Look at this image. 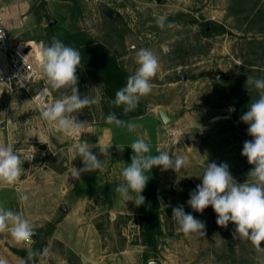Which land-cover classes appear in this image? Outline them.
Segmentation results:
<instances>
[{"label": "rangeland", "instance_id": "1", "mask_svg": "<svg viewBox=\"0 0 264 264\" xmlns=\"http://www.w3.org/2000/svg\"><path fill=\"white\" fill-rule=\"evenodd\" d=\"M1 6L12 39L31 43L36 52L42 42L50 44L56 37L81 54L70 38L79 35L113 55L132 75L138 67L136 51L152 50L160 71L151 94L132 113L157 116L162 130L159 137L155 122L142 124L150 132L139 129L138 137L150 144L153 155L175 152L186 161L179 182L172 170H151L162 204V235L153 252L142 245L139 225L149 203L137 207L115 192L124 182L122 170L131 163L132 149L126 141L101 148L91 138V127L106 124L105 117L113 112L108 85L81 62L79 94L101 97L99 104L78 113L80 121L89 122L81 140L58 133L41 118L64 91L51 89L41 72L27 88L11 91L0 85V144L13 146L25 170L15 185L0 184V206L35 226L32 239L35 243L38 234L43 245L38 264H148L150 259L155 264H264V252L234 238V224L218 226L211 207L201 214L187 203L190 192L202 184L206 163H226L238 183L248 180L252 165L241 153L252 137L240 117L259 98L253 85L246 86L247 77L264 78V0H2ZM161 15L173 27L159 28ZM46 88L44 100L40 92ZM161 109L174 120L172 125L164 124ZM143 116L127 120L140 124ZM171 131L176 136L170 137ZM80 142L94 145L92 151L105 165L77 180L71 169L83 167ZM101 149H109L110 159L100 155ZM22 194L28 195L27 202L20 201ZM177 206L205 223L204 237L179 230L172 219ZM34 243L20 245L9 232L0 233V259L21 264L23 258L12 249L29 251Z\"/></svg>", "mask_w": 264, "mask_h": 264}, {"label": "clouds", "instance_id": "2", "mask_svg": "<svg viewBox=\"0 0 264 264\" xmlns=\"http://www.w3.org/2000/svg\"><path fill=\"white\" fill-rule=\"evenodd\" d=\"M156 23L162 30L173 27L163 15L158 17ZM4 37L5 33L0 31V40ZM26 58L27 56L24 57ZM37 60L40 72L50 88L64 90L61 98L45 107L41 118L58 133L79 136L81 140L89 122L80 121L78 113L86 107L99 104L101 97L79 94L77 69L82 61L80 52L53 37L50 44L42 42L39 45ZM135 60L138 65L135 73L128 76L126 85L117 90L113 101L115 106L122 107L124 114L135 111L141 99L151 94L152 81L160 71L159 58L150 49L137 50ZM247 85H253L259 92V98L251 102L247 111L240 117L241 121L248 125L247 134L252 137L244 142L241 153L249 165H252L248 180L238 183L226 163H206L201 177L202 184L190 192L187 203L193 211L201 214L211 207L217 216L218 226L227 228L229 223L234 224V238L246 239L257 251L264 252V247H261L264 243V78L247 77ZM47 91V88L43 89L40 96L43 97ZM105 123L123 128L129 133L136 132L139 127L132 120L119 119L114 112L105 117ZM93 147L94 145L87 142H80L77 148L83 163L82 168L71 169L77 180L82 174L104 170L105 161L98 158L92 151ZM128 147L133 152L131 163L125 165L122 170L124 182L115 188V192L124 201H131L137 207L145 203L142 193L150 179L148 173H151L153 168L174 171L178 176L177 182L184 177L182 169L186 166V161L183 156H178L175 152L170 155L169 151L153 155L150 144L142 137H137ZM100 155L110 159L109 149H101ZM202 158L207 161L206 155ZM23 164L24 161L11 144H0V184L15 185L25 171ZM19 199L21 202H27L29 197L22 194ZM172 219L185 235H206L205 223L191 213H186L183 206L172 209ZM4 232H9L12 239L20 245L33 244L32 237L36 234L35 226L22 214L0 206V233ZM42 255L41 251L30 249L21 264H35L36 258ZM0 264L7 262L0 259ZM148 264H155V261L150 259Z\"/></svg>", "mask_w": 264, "mask_h": 264}, {"label": "trees", "instance_id": "3", "mask_svg": "<svg viewBox=\"0 0 264 264\" xmlns=\"http://www.w3.org/2000/svg\"><path fill=\"white\" fill-rule=\"evenodd\" d=\"M205 29L208 30V24ZM78 36L79 35H71L70 38L74 39L76 47L81 51L82 64L86 66L94 78L99 79L108 85V92L113 104L115 93L117 90L126 85L129 74L119 66L117 59L113 55L100 50L101 47L99 46H90L85 39H81ZM112 111L116 113L120 119L124 120L144 115L142 112L137 114H133L132 112L124 114L122 107H117L114 104ZM148 175H150V179L142 195L149 203V211L140 217L139 225L141 229L142 245L151 249L153 252H157L159 246L158 236L162 235L160 215V208L162 204L156 193L153 174L148 173ZM48 232V235H50L51 230ZM34 240L35 243L32 249L41 251L43 245L41 244L38 234L34 237ZM12 251L23 259L27 258L29 252L27 250L16 248H13ZM38 261L39 257L36 258L35 264H38ZM29 264H31V262H29Z\"/></svg>", "mask_w": 264, "mask_h": 264}, {"label": "built area", "instance_id": "4", "mask_svg": "<svg viewBox=\"0 0 264 264\" xmlns=\"http://www.w3.org/2000/svg\"><path fill=\"white\" fill-rule=\"evenodd\" d=\"M1 1L0 31L5 33V37L0 40V85L14 91L27 88L35 82L39 77L40 69L36 49L34 47L29 49L28 43H19L12 39ZM26 56L27 58L24 59ZM46 99L47 96H44V100ZM51 104L52 102L48 106ZM176 134V131H171L170 137H174Z\"/></svg>", "mask_w": 264, "mask_h": 264}, {"label": "crops", "instance_id": "5", "mask_svg": "<svg viewBox=\"0 0 264 264\" xmlns=\"http://www.w3.org/2000/svg\"><path fill=\"white\" fill-rule=\"evenodd\" d=\"M144 118L142 119L143 121L139 122L140 125L137 129V131L139 129H141V131H143L144 133H146V135L149 134L150 130H143L142 124H148L151 122H155L156 123V136H161V126L158 123V117L154 116V115H145L143 116ZM123 128L120 129V131H116L115 126L114 125H110V124H104V125H100V126H94L91 127L90 130V134H91V138H93L95 145L101 148H110V147H117V146H123L126 145H130L131 141H134L138 136H140L141 131L139 130L138 133L134 132V133H129L126 132V137L124 138L122 135L123 132ZM125 131V130H124ZM154 134V133H153ZM142 135V134H141ZM126 141V143L124 142Z\"/></svg>", "mask_w": 264, "mask_h": 264}, {"label": "water", "instance_id": "6", "mask_svg": "<svg viewBox=\"0 0 264 264\" xmlns=\"http://www.w3.org/2000/svg\"><path fill=\"white\" fill-rule=\"evenodd\" d=\"M160 117L162 119V121L164 122V124L166 125H172L173 123V119H171L168 115V113L164 110V109H161L160 110ZM120 119V117H118Z\"/></svg>", "mask_w": 264, "mask_h": 264}, {"label": "bare ground", "instance_id": "7", "mask_svg": "<svg viewBox=\"0 0 264 264\" xmlns=\"http://www.w3.org/2000/svg\"><path fill=\"white\" fill-rule=\"evenodd\" d=\"M30 44H31V43H28V47H29V49H31V48L33 47V46H30Z\"/></svg>", "mask_w": 264, "mask_h": 264}]
</instances>
